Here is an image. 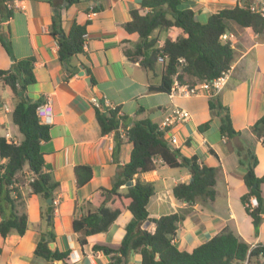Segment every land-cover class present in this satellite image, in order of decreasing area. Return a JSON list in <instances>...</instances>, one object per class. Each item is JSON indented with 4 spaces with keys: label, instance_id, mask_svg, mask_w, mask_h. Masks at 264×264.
I'll use <instances>...</instances> for the list:
<instances>
[{
    "label": "crops",
    "instance_id": "obj_1",
    "mask_svg": "<svg viewBox=\"0 0 264 264\" xmlns=\"http://www.w3.org/2000/svg\"><path fill=\"white\" fill-rule=\"evenodd\" d=\"M7 1L17 5L11 9V17L1 22L0 68H9L13 58H35V82L29 84L24 93L31 99H42V103L48 105L46 123L50 125V138L41 142L40 149L47 165L45 169L59 185L53 191L52 226H47L41 212L49 203L30 192L27 171L16 174L23 197L19 209L27 215V230L23 235L12 231L1 237L0 264H51L34 253L42 231L48 227L54 232L56 249L69 250L68 261L73 264H108L109 255L92 251V244L119 246L125 224L131 218L128 210L120 213L107 231L86 236L85 244L79 242L81 233L73 229L76 217L95 209L89 201L99 194L100 188L112 186L118 167L129 160L132 148L123 128L118 146L113 131L100 133L93 98L105 107H119V114L125 117L123 123L127 127L141 119H149L160 126L175 105L190 112L188 120L168 127L164 136L182 155L196 154L199 163L216 167L214 198H197L194 202L176 199L173 187L180 182H190L191 173L185 167H170L160 158L156 159L153 170L136 175L155 186L147 204L149 217L170 213L182 216L173 239L177 248L191 251L224 228L251 246L264 245V180L259 184L261 198L257 205L262 220L257 233L252 217L245 209L248 189L244 183L248 147L258 160L255 175L264 176V135L257 136L250 130V126L264 114V30L255 32L250 26L229 23L234 58L219 95L223 105L228 106L233 127L240 134L227 138L219 131L220 117L211 114L208 108L206 90L199 89L190 96L176 92L172 97L166 92H149L147 86L150 82H160L162 65L157 63L155 70L149 71L138 62L130 61L123 53V47H130L138 41L137 34L126 32L123 24L130 19L129 10L138 7L140 0H79L72 4L67 0ZM97 3L102 7L92 10ZM236 4L237 0H186L181 6L192 8L197 19L205 22L211 13ZM55 7L60 9L65 33L69 32L74 20L86 24L84 52L70 58L69 64L75 71L68 78L66 65L58 58L57 42L48 31ZM3 34L9 40V49L1 41ZM176 34V28L153 32L160 43L165 38L174 39ZM81 68L87 72L90 70L95 90L90 88L85 75L78 74ZM185 82L197 84L187 76ZM180 85L176 80L173 82V86ZM19 99L20 95L13 94L9 86L0 82L2 136L10 132L19 139L22 137L11 118ZM208 120V128L199 130L198 126ZM173 137L176 142H171ZM2 161L4 159L0 158ZM79 164L92 168L91 178L81 186L77 185L75 176V166ZM134 182L135 177L132 184ZM127 187L123 184L119 190L124 192ZM147 229L153 231V223H149ZM125 264H141V254L130 251Z\"/></svg>",
    "mask_w": 264,
    "mask_h": 264
},
{
    "label": "trees",
    "instance_id": "obj_2",
    "mask_svg": "<svg viewBox=\"0 0 264 264\" xmlns=\"http://www.w3.org/2000/svg\"><path fill=\"white\" fill-rule=\"evenodd\" d=\"M4 1L0 0V31L1 22L12 15V10L6 8ZM67 1L72 4L79 0ZM184 1L186 0H140L138 7L129 10L130 19L123 24L126 32L136 33L138 36V41L132 46L123 47L125 56L149 71L155 70L156 64L161 62L160 82H150L147 86L149 92L169 93L175 80L179 84H185L187 76L197 82L211 81L223 71L229 70L234 49L231 41L221 39V35L228 32L231 21L241 26H250L255 32L264 30V17L251 8L254 0H242V5L224 7L211 13L205 22L197 19L192 8L182 7ZM101 7L97 3L92 10L97 11ZM169 28L177 30L174 39L165 38L160 43L157 35L153 36L156 29ZM48 31L57 42L58 58L66 65L68 78L75 71L69 64L70 58L84 52L86 24L74 20L69 32L65 33L60 9L55 7ZM1 41L9 49L7 36H1ZM159 57L163 58L162 61H159ZM34 62L33 56L13 58L9 68H0V82L9 86L13 94L20 95L11 118L22 135L17 144L0 135V158L4 159L0 162V236L3 238L12 231L23 235L27 230V215L19 209L23 197L17 183V173H29V178L32 177L28 181L30 192L39 195L43 201L47 198H52L53 201V191L59 185L45 169L47 165L40 149L41 142L50 138V125L41 122L36 114L37 107L43 101L23 96L27 86L35 82ZM88 73L91 78L90 88L95 90V80L89 69ZM193 84L194 82L189 85ZM207 101L211 114L220 117L221 135L228 138L240 134L233 127L228 106L223 105L219 93L210 91ZM95 117L101 134L112 131L116 134L117 146L120 143V130L123 128L132 148L129 160L118 167L112 186L101 187L99 194L89 201L95 209L73 220V229L81 233V244L86 243V236L107 231L117 216L128 210L131 218L125 224V232L117 248L98 243L91 246L92 251L109 255L108 264H125L132 250L141 254V264H260L261 258L264 259V245L258 243L251 246L228 228L222 229L191 251L177 248L173 239L182 216L170 213L149 217L147 204L155 192V186L153 182L142 181L136 175L153 170L157 158L170 167H185L190 171L192 180L177 183L173 187V195L178 200L194 202L197 198H214L216 167L199 163L196 154L185 156L178 148H170L169 141L164 136L165 130L149 119L136 120L132 126L127 127L123 123L125 117L119 114V107H95ZM208 126L209 120L199 125L198 129L204 130ZM250 130L257 136L264 135V114L250 126ZM257 161L255 153L248 147L245 162L247 170L244 174V183L248 189L246 202L252 195H255L258 203L261 198L259 184L264 176L255 175ZM75 176L78 186L85 184L92 176L91 166L76 165ZM134 177L135 182L126 191L119 190L121 185ZM245 209L252 217L254 231L257 233L262 220L260 208L257 205L250 209L245 205ZM52 213L51 202L41 212L47 226H52ZM147 221L153 223V231L143 227ZM54 237L52 229L42 231L34 253L51 264H57L58 260H62L60 264H73L68 261L69 250L52 251L48 247V242L53 241Z\"/></svg>",
    "mask_w": 264,
    "mask_h": 264
},
{
    "label": "built area",
    "instance_id": "obj_3",
    "mask_svg": "<svg viewBox=\"0 0 264 264\" xmlns=\"http://www.w3.org/2000/svg\"><path fill=\"white\" fill-rule=\"evenodd\" d=\"M237 4L242 5V0H237ZM4 5L6 6L7 9H12L17 4L15 2L6 0V1H4ZM251 8H252V10H254L256 12H259L262 15V17H264V0H254ZM231 36H232L231 34L226 32V33L221 35V39L226 40V39H229ZM84 43H85V41H84ZM158 59H159V61H162L163 58L159 57ZM180 60L182 61V59H180ZM228 71L229 70L223 71L220 76L212 79L211 81L203 80L201 82H197L196 85L195 84H193V85L182 84V85L176 87V86H173V84H172L170 92H169V96L172 97L176 92L182 96H190V95H194V94L198 93L199 89L206 90L208 95H209L210 91H213L214 93H219L224 82H225V79L228 75ZM93 104L95 107H98V108L105 107V105L103 103H101L97 98H93ZM47 108H48L47 103H42L36 109V114L39 117L40 121L45 122V123L48 122V119H49L46 117L47 116ZM189 118H190V112L187 109L182 108L178 105H175V106L171 107L170 110L168 111V113L164 116L159 127L161 129L165 130L168 127H171L175 124L186 121ZM3 136L7 140H9L15 144L19 143V141H20L19 138H17L15 135L11 134L10 132H6ZM171 142H176V139L173 137L171 139ZM31 179H32V177H30L28 179V181ZM246 205L250 209L256 207L257 206L256 197L251 196L248 199V201L246 202Z\"/></svg>",
    "mask_w": 264,
    "mask_h": 264
},
{
    "label": "water",
    "instance_id": "obj_4",
    "mask_svg": "<svg viewBox=\"0 0 264 264\" xmlns=\"http://www.w3.org/2000/svg\"><path fill=\"white\" fill-rule=\"evenodd\" d=\"M67 3H68V1H67ZM87 73H88L87 70L84 69V68H81V69L78 71V74H80V75H85V77H86V82L90 85V84H91V78H90V76H89ZM24 95H25V97H27L26 93H24ZM168 146H169L170 148H173V145H172L171 143H168ZM131 184H132V180H128V181L125 183L126 186H130ZM254 186H255V185H254ZM46 202L50 204V203L52 202V198H47V199H46ZM148 225H149V222L147 221V222H145V223L143 224V227H147ZM47 229L50 230V227H48ZM48 247H49L52 251L56 250L55 242H54V241H49V242H48ZM149 248H151V246H149ZM157 257H158V256H157ZM58 262H59V264H60V263H62V260H58Z\"/></svg>",
    "mask_w": 264,
    "mask_h": 264
},
{
    "label": "rangeland",
    "instance_id": "obj_5",
    "mask_svg": "<svg viewBox=\"0 0 264 264\" xmlns=\"http://www.w3.org/2000/svg\"><path fill=\"white\" fill-rule=\"evenodd\" d=\"M158 64L161 65V62H159ZM1 239H2V238H1V236H0V241H1ZM1 258H2V256H0V259H1ZM24 260H25V259H24ZM261 263H264V259L260 261V264H261Z\"/></svg>",
    "mask_w": 264,
    "mask_h": 264
}]
</instances>
